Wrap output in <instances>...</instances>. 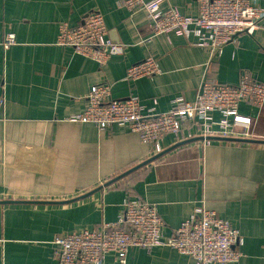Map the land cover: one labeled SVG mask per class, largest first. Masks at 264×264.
I'll return each mask as SVG.
<instances>
[{
    "label": "crops",
    "instance_id": "0c3cea01",
    "mask_svg": "<svg viewBox=\"0 0 264 264\" xmlns=\"http://www.w3.org/2000/svg\"><path fill=\"white\" fill-rule=\"evenodd\" d=\"M254 2L264 7V0ZM161 5L198 12V0ZM95 10L107 37L126 44L105 64L57 45L61 22L76 25ZM260 24L212 61L208 50L193 44L194 36L152 35L146 15L118 7L117 0H0V264H58V235L117 220L127 197L157 204L166 236L204 204L240 230L244 256L238 264H264V104L240 107L253 119L252 137L184 143L101 189L156 152L125 125L100 130L70 120L83 112L97 83L109 84L115 98L137 95L145 111H166L175 96L194 101L208 76L237 84L247 72L264 82V18ZM7 34L17 43L4 47ZM146 56L158 60L161 72L127 80L128 66ZM174 144L166 135L162 151ZM105 264L117 263L109 255ZM126 264L197 263L156 246L131 248Z\"/></svg>",
    "mask_w": 264,
    "mask_h": 264
},
{
    "label": "built area",
    "instance_id": "2783aa9c",
    "mask_svg": "<svg viewBox=\"0 0 264 264\" xmlns=\"http://www.w3.org/2000/svg\"><path fill=\"white\" fill-rule=\"evenodd\" d=\"M163 1L117 0V6L132 14L144 13L152 35L194 36L193 44L208 50L212 61L220 59L227 43L240 35L254 34L264 18V7L254 0H198V12L193 16L182 14L175 6L162 8ZM107 31L102 13L95 10L76 25L61 22L57 45L105 64L126 48L125 43L108 38ZM16 43L14 34H7L1 42L4 47ZM160 72L158 60L146 56L128 66L125 78L136 81ZM170 103L166 111H145L137 95L115 98L109 84L97 83L86 96L83 112L70 120L92 123L100 130L125 125L156 154L163 150L166 135H172L175 144L201 137L203 146L211 144L213 138H250L253 119L240 107L244 103L262 107L264 82L247 72L241 73L237 84H225L208 76L194 101L179 95ZM4 105L5 98L0 96V107ZM164 224L157 204L141 197H127L117 220L58 235L53 241L54 253L58 264H105L109 255L117 264H126L131 248L150 250L156 246L173 248L197 264H238L244 256L240 230L204 204L196 206L169 236L164 234Z\"/></svg>",
    "mask_w": 264,
    "mask_h": 264
},
{
    "label": "water",
    "instance_id": "95a60500",
    "mask_svg": "<svg viewBox=\"0 0 264 264\" xmlns=\"http://www.w3.org/2000/svg\"><path fill=\"white\" fill-rule=\"evenodd\" d=\"M199 139H202V138H201V137H200V138H199V137H197V138H191V139H188V140H185V141H182V142L176 143V144H174L170 149H167V150L161 151V152L157 153L156 155H154L153 157L149 158L148 160H146V161H144V162L138 164L137 166H134L133 168H130L129 170H126L125 172H123L122 174H120L119 176H117L116 178L111 179V180H110L109 182H107L104 186H107V185H110V184L114 183L116 180H118V179H120V178H122V177L128 175L129 173L133 172L134 170L139 169L140 167L146 165L147 163H149V162H151V161H153V160H155V159L161 157L162 155H164L165 153H167L168 151H170L171 149H173V148H175V147H178V146H180V145H182V144H184V143H187V142H190V141H194V140H199ZM223 139H224V140H234V141H235V140H236V141L239 140V139H235V138H223ZM244 141H253V140H246V139H245ZM254 141H257V140H254ZM101 188H102V187H99L98 189H101ZM95 191H97V189H96V190H93V191H91V192H89L88 194H92V193H94ZM88 194H87V195H88Z\"/></svg>",
    "mask_w": 264,
    "mask_h": 264
},
{
    "label": "trees",
    "instance_id": "16d2710c",
    "mask_svg": "<svg viewBox=\"0 0 264 264\" xmlns=\"http://www.w3.org/2000/svg\"><path fill=\"white\" fill-rule=\"evenodd\" d=\"M160 158V157H159ZM158 159V158H157ZM130 174V173H129Z\"/></svg>",
    "mask_w": 264,
    "mask_h": 264
}]
</instances>
